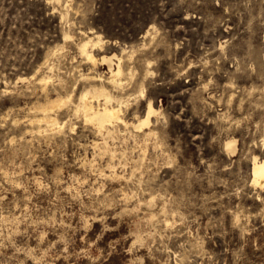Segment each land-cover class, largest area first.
<instances>
[{
    "label": "rangeland",
    "instance_id": "374dc122",
    "mask_svg": "<svg viewBox=\"0 0 264 264\" xmlns=\"http://www.w3.org/2000/svg\"><path fill=\"white\" fill-rule=\"evenodd\" d=\"M100 85L128 123L75 113ZM62 93L63 127L36 122ZM255 156L264 0H0V264H264Z\"/></svg>",
    "mask_w": 264,
    "mask_h": 264
},
{
    "label": "bare ground",
    "instance_id": "6f19581e",
    "mask_svg": "<svg viewBox=\"0 0 264 264\" xmlns=\"http://www.w3.org/2000/svg\"><path fill=\"white\" fill-rule=\"evenodd\" d=\"M59 2V1H58ZM67 34V33H65ZM68 35V34H67ZM92 35V34H91ZM90 35L89 38L85 39L84 41L81 40V43H79L80 45V50L83 54V56L86 57L87 60L91 61V62H97V56L96 54L94 53L93 50L90 49V47L92 46H95V45H99L102 43L103 41V38L100 34H97V37H98V40H96L97 42H94L95 38H92ZM96 35V34H95ZM70 36V35H69ZM67 36V37H69ZM89 36V35H88ZM86 38V37H85ZM66 39V38H65ZM78 45V44H77ZM64 46V45H63ZM56 47V46H55ZM56 49V48H55ZM64 49V48H63ZM60 51V50H58ZM57 52V51H56ZM80 53V52H79ZM81 54V55H82ZM129 54V53H127ZM106 55V54H105ZM108 55V54H107ZM116 55V54H114ZM133 55V54H132ZM110 56V55H109ZM113 56V55H112ZM84 57V58H85ZM116 57V56H115ZM131 57V56H130ZM133 57V56H132ZM128 58V56H127ZM83 59V58H82ZM112 57H107V56H104L103 57V60H106L110 63V67H111V76L107 78L108 82L107 83H111L113 84L114 86H121L123 84L122 82V76L124 74V67H123V64H122V58L120 57L119 58V61L117 63V68H113L112 67ZM130 59H133V58H130ZM49 60V59H48ZM86 62V61H85ZM90 62V63H91ZM104 62V61H103ZM114 62V61H113ZM52 63V62H51ZM127 63V62H126ZM132 63V62H131ZM58 62L56 63V66H57ZM89 64V63H88ZM116 64V63H115ZM125 64V63H124ZM51 66L53 64H50ZM49 65V66H50ZM95 65V64H94ZM48 66V65H47ZM46 66V67H47ZM50 66V67H51ZM97 66V65H96ZM125 66V65H124ZM127 66V65H126ZM132 66V65H131ZM53 67V66H52ZM52 67L50 69H52ZM90 67V66H89ZM93 67V66H92ZM47 69V68H46ZM109 69V68H108ZM92 69H90L91 71ZM110 70V69H109ZM56 71V70H54ZM134 71V70H132ZM131 74V72H130ZM34 75V74H33ZM32 75V77H33ZM47 75V74H46ZM49 75V74H48ZM47 75V76H48ZM91 75V74H89ZM88 75V76H89ZM134 75V74H133ZM87 76V75H85ZM87 76V77H88ZM95 75H93V78ZM49 77V76H48ZM52 77V76H51ZM92 78V76H90ZM130 77V76H129ZM131 77H132V74H131ZM31 78V77H30ZM42 78V77H41ZM54 78V77H53ZM85 78V77H84ZM97 78V77H96ZM100 78V77H98ZM133 78V77H132ZM38 79V78H37ZM40 79V77H39ZM38 79V80H39ZM44 79V78H43ZM52 79V78H51ZM83 79V78H82ZM88 78H86L87 80ZM45 80V79H44ZM64 80V79H63ZM81 80V79H80ZM84 80V79H83ZM91 80V79H90ZM95 80V79H93ZM106 80V78H105ZM106 80V81H107ZM131 80V79H130ZM37 81V80H36ZM40 81V80H39ZM60 81V80H59ZM65 81V80H64ZM100 82L102 80H99ZM98 81V82H99ZM104 81V80H103ZM84 82V81H83ZM82 82V83H83ZM86 82V81H85ZM92 82V81H91ZM91 82H90V85H91ZM95 82V81H94ZM99 82V83H100ZM128 82V81H126ZM38 83V82H37ZM34 84V85H37ZM48 83V82H47ZM96 83V82H95ZM98 83V84H99ZM59 84V83H58ZM57 84V85H58ZM89 84V82H88ZM32 85V86H34ZM43 85V84H42ZM112 85V86H113ZM127 85V84H126ZM44 86V85H43ZM45 86L47 87L48 85L45 84ZM51 86V85H50ZM76 86V85H75ZM86 86V85H85ZM84 86V87H85ZM94 86V84L92 85ZM77 87V86H76ZM88 87V86H87ZM107 87V86H106ZM104 85H100V87H92L89 89H85L84 91L81 92L80 96L77 97L78 98V101L75 102V113L76 112H83L84 113V116L86 118V120L94 123L95 125H97L99 128H103V127H108V125L110 123H113V122H125V123H128L127 120L124 118L123 116V108H122V105H121V101H120V98L121 100L123 99V97H119V100H118V104L117 105H114L113 103L116 101H114V98L117 97L115 96V94L113 95L110 90H108ZM123 87V86H121ZM28 88V87H27ZM32 88V87H31ZM58 88V87H57ZM81 88V87H80ZM125 88V87H124ZM33 89V88H32ZM36 89V88H34ZM56 89V88H54ZM59 89V88H58ZM71 89V88H70ZM75 90V88L73 89ZM114 90V89H113ZM117 90V89H116ZM121 90V89H120ZM142 90V89H141ZM34 91V90H32ZM31 91V92H32ZM41 91V90H40ZM60 91V89H59ZM80 91V90H79ZM122 91V90H121ZM145 90L142 91V93H144ZM20 92V91H19ZM58 92V91H57ZM56 92V93H57ZM35 93V92H33ZM59 93V92H58ZM74 95H75V92H73ZM114 93V92H113ZM116 93V91H115ZM64 93H62L61 95L55 97V98H51V97H48L46 99L45 102L41 103L40 105H38V109L40 110V114L39 117H37L35 120H37L36 122H45L47 126L50 127V129L52 128V130L56 127H63V125L66 123V122H63V121H60L59 119V115H58V112L59 110H61L65 105H67V103L71 101L72 99V96L69 95L68 97H65L63 95ZM79 94V93H78ZM40 95V94H39ZM55 95V94H54ZM63 95V96H62ZM118 95V94H117ZM38 96V95H37ZM115 96V97H114ZM122 96V95H121ZM53 97V96H52ZM118 98V97H117ZM125 98V97H124ZM104 99V106H96L95 104V101L96 102H99V105H101L100 101ZM125 100V99H124ZM128 100V99H127ZM126 101V100H125ZM113 102V103H112ZM74 103V102H73ZM74 105V104H73ZM124 105V104H123ZM70 108V107H69ZM157 109V108H156ZM155 109V106H153L152 102L150 101L149 104H148V110H147V115L144 119L140 120L139 124L136 125V127H142L143 125H146L150 122V116L152 113H157L155 112L156 111ZM36 110V109H35ZM67 111V110H66ZM37 112V111H36ZM73 112V111H72ZM31 113V112H30ZM37 114V113H36ZM36 114H33V115H36ZM31 115V114H30ZM63 115V114H62ZM77 115V114H76ZM64 116L65 113H64ZM80 116V114H79ZM34 117V116H33ZM36 117V116H35ZM69 117V116H67ZM66 117V118H67ZM77 117V116H76ZM64 118V117H63ZM33 121L34 119L31 118ZM70 119V118H69ZM31 121V120H30ZM65 121V120H64ZM35 122V121H34ZM39 123V124H40ZM88 124V123H87ZM72 125V124H71ZM111 125V124H110ZM74 128V126H72ZM118 127V126H117ZM72 128V129H73ZM96 128V127H94ZM119 129V128H117ZM102 130V129H101ZM112 130V129H111ZM110 130V132H111ZM119 132V131H118ZM108 133V132H107ZM106 133V134H107ZM102 134V132H101ZM105 134V133H104ZM110 134V133H109ZM108 134V135H109ZM107 135V136H108ZM112 135V134H111ZM113 137V135H112ZM105 138V137H104ZM108 138V137H106ZM114 138V137H113ZM226 146L228 149L232 150V151H235L236 150V140L235 139H230L226 142ZM253 173H254V179H253V182L254 184H259L261 186H264V158L263 157H257L255 156L254 157V164H253ZM114 175V174H113ZM116 177V176H115ZM151 201V200H150Z\"/></svg>",
    "mask_w": 264,
    "mask_h": 264
}]
</instances>
